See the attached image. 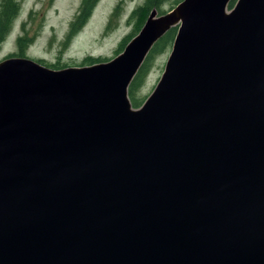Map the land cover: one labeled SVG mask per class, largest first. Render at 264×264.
Here are the masks:
<instances>
[{"label": "water", "instance_id": "95a60500", "mask_svg": "<svg viewBox=\"0 0 264 264\" xmlns=\"http://www.w3.org/2000/svg\"><path fill=\"white\" fill-rule=\"evenodd\" d=\"M229 1L153 7L104 61L0 60V264H264V0Z\"/></svg>", "mask_w": 264, "mask_h": 264}, {"label": "rangeland", "instance_id": "374dc122", "mask_svg": "<svg viewBox=\"0 0 264 264\" xmlns=\"http://www.w3.org/2000/svg\"><path fill=\"white\" fill-rule=\"evenodd\" d=\"M14 1L18 9L8 34L0 44V60L18 52L17 38L23 37V56L54 69L86 65L90 57L101 60L114 57L126 45L120 49V43L132 36L131 32L140 21L131 17L132 11L144 2L97 0L85 20L77 28H72L82 0ZM174 1L166 0L160 8L167 11L175 5ZM169 51L152 59L142 86L136 93L143 101L158 81Z\"/></svg>", "mask_w": 264, "mask_h": 264}, {"label": "trees", "instance_id": "16d2710c", "mask_svg": "<svg viewBox=\"0 0 264 264\" xmlns=\"http://www.w3.org/2000/svg\"><path fill=\"white\" fill-rule=\"evenodd\" d=\"M166 0H144V2L139 5L135 10L132 11L131 17L139 20V23L136 25V28L131 32L132 36L135 34L142 26L147 13L150 11L151 8L155 7L158 10V13H164L165 10L160 8V5ZM180 0H175L174 4H177ZM236 0H230L228 3V8H231ZM97 0H82V4L80 10L72 23V28H77L88 16L91 12L92 8L94 7ZM18 7L14 0H0V44L4 40L5 36L8 34L11 23L13 19L16 17ZM176 33V27H171L166 33L158 39L150 51L148 52L145 60L143 61L142 65L140 66L139 70L135 74L134 78L130 82L128 86V96L133 107H139L143 103V98H138L136 93L142 86L144 78L151 66L152 59L168 49H170L171 44L173 42L174 36ZM130 36V35H129ZM127 37L124 39L119 48L122 49L126 42L132 37ZM17 45L19 47V51L15 54H10L12 56H23L22 52V45L25 46V39L23 37L17 38ZM119 49V50H120ZM107 59H98L90 57L87 61L88 64L104 61ZM53 67L58 68L57 65H53Z\"/></svg>", "mask_w": 264, "mask_h": 264}, {"label": "flooded vegetation", "instance_id": "af4514ba", "mask_svg": "<svg viewBox=\"0 0 264 264\" xmlns=\"http://www.w3.org/2000/svg\"><path fill=\"white\" fill-rule=\"evenodd\" d=\"M9 56H12V55H9Z\"/></svg>", "mask_w": 264, "mask_h": 264}]
</instances>
